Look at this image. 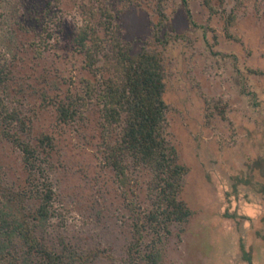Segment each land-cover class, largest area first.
<instances>
[{"label": "rangeland", "instance_id": "rangeland-1", "mask_svg": "<svg viewBox=\"0 0 264 264\" xmlns=\"http://www.w3.org/2000/svg\"><path fill=\"white\" fill-rule=\"evenodd\" d=\"M91 3L0 0V63L8 74L2 98L31 120L27 142L40 152V137L55 143L49 158L40 154L33 172L55 194L52 216L38 224L37 235L51 249L65 250L71 264H125L137 216L153 208L152 174L131 167L124 183L103 160L96 103L64 123L55 102L75 97L81 80L91 78L76 43ZM212 5L216 14L203 0H169L168 21L159 30L162 37H183L163 48L170 75L166 118L168 138L189 169L180 199L193 215L161 227L141 222L142 254L157 253V264H248L246 253L264 264V166L258 170L264 157V0ZM108 6L134 52L153 41L160 21L156 0H108ZM206 100L227 106L228 120ZM4 128L0 121V181L22 190L29 170L21 150L2 136ZM39 204L27 201L22 213Z\"/></svg>", "mask_w": 264, "mask_h": 264}, {"label": "trees", "instance_id": "trees-1", "mask_svg": "<svg viewBox=\"0 0 264 264\" xmlns=\"http://www.w3.org/2000/svg\"><path fill=\"white\" fill-rule=\"evenodd\" d=\"M187 1L184 0L185 4ZM203 1L212 14L217 13L213 0ZM225 1L219 0L220 6ZM168 2L156 0L160 21L156 24L154 39L147 41L138 52L120 37L108 0H92L91 5L85 6L89 19L81 27L76 43L92 79L81 80V91L75 97L67 95L55 101L64 123L80 117L82 106L96 103L105 139L101 151L103 160L124 183L130 178L131 167L144 168L152 174L149 191L153 208L144 217L138 214L125 264H142L148 260L157 264V253L142 254L141 222L161 227L171 222L185 223L193 215L187 203L180 199L189 169L180 162L167 132L166 113L170 105L165 95L170 75L163 48L171 39L183 38L160 35L159 30L168 21ZM242 4L238 1V6ZM235 20L236 11L231 13L228 23L233 25ZM7 81L8 74L0 63V121L5 123L2 136L21 150L29 176L22 190H12L0 181V264H71L65 250L51 249L36 231L38 224L52 216L55 194L48 181L40 185L33 172L38 169L40 154L49 158L55 149L54 140L48 135L39 138L38 147L43 153L25 140L33 133L31 120L18 108L4 105L2 94ZM212 102L217 114L228 120L227 106H222L219 100H206L207 106ZM258 163L261 170L264 157ZM261 177L264 179V173ZM31 199L40 200V204L26 216L22 213L23 204ZM242 248L245 250L243 245ZM245 258L248 264H255L248 253Z\"/></svg>", "mask_w": 264, "mask_h": 264}]
</instances>
